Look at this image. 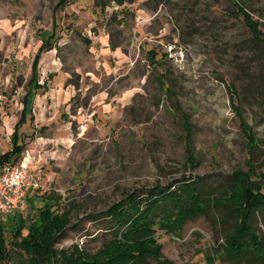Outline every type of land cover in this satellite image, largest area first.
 I'll return each mask as SVG.
<instances>
[{"label":"rangeland","instance_id":"obj_1","mask_svg":"<svg viewBox=\"0 0 264 264\" xmlns=\"http://www.w3.org/2000/svg\"><path fill=\"white\" fill-rule=\"evenodd\" d=\"M58 1L0 0V153L11 147L34 54L56 27V47L45 51L41 69L47 78L59 67L66 78L54 89L57 115L40 121L35 112L44 111L34 105L33 120L21 127L24 152L35 150L41 176L25 213L33 218L36 206L50 202L69 216L50 259L16 247L14 214L0 216L10 250L2 264H86L113 237L99 216L104 209L129 189L183 175L201 180L209 205L181 223L149 228L162 258L264 264L253 255L232 259L225 234L235 217L218 199L237 170L264 192V0H237L258 31L234 0H164L157 8L146 0H101L104 7L70 0L56 8ZM253 223L264 234V215ZM262 246L251 248L264 253ZM148 264L164 263L150 257Z\"/></svg>","mask_w":264,"mask_h":264},{"label":"trees","instance_id":"obj_2","mask_svg":"<svg viewBox=\"0 0 264 264\" xmlns=\"http://www.w3.org/2000/svg\"><path fill=\"white\" fill-rule=\"evenodd\" d=\"M69 1L59 0L56 8L66 5ZM163 1L146 0L145 4L151 8H157ZM98 2L102 7L105 6L101 0ZM233 3L245 15V18L252 22L255 31H258V20L250 16L244 10L245 7L237 0H234ZM54 36L55 31L44 40L35 56L31 80L32 82L36 81L34 83L35 88L41 86L37 83L36 76L41 52L49 44H52V37ZM119 45V42L111 38L112 47ZM234 89L239 94L238 89ZM30 91L25 96L26 105L15 126L13 146L1 154L0 162L17 160L13 157L18 158L25 149V144L19 139V129L27 116V101ZM192 176L183 175L180 181L165 186L156 183L144 191H139L138 188L125 191L121 198L111 203L99 215L107 219L113 233V237L105 242L104 249L100 250L101 254L104 255H96L92 260L89 259L86 264H148L150 257L164 264H175L171 260L162 258L161 246L157 243L154 232L151 236H148V233L149 228L153 229L156 223L164 225L172 220H178L181 223L194 213L207 211L209 199L205 194L206 191L203 189L201 180L198 177L191 178ZM255 182L252 174L237 170L229 188L225 191V195L218 197L228 206L229 213L235 217L233 227L225 234V244L231 245L233 254L237 255V257L232 258L233 260L250 257L249 255H253L256 259H263L264 257L262 251L254 253L253 248H251V245H255L256 242H264V234L253 223L254 219L264 215V192ZM31 196L28 197V200H31L30 204L34 202ZM35 208H37V215L33 218H29L28 214H21L19 211H17L18 215L14 214V217L10 215L15 220L12 230L16 238L12 243L34 257L41 255L50 259L54 252L53 243L65 233L69 216L65 212L57 213L54 204L50 202ZM28 210L30 212V206ZM0 229V264H2L3 256L4 258L8 257L10 250L6 248V237L3 235L5 226L0 224ZM144 231L147 238L143 239ZM259 248L264 250V246ZM80 264L84 263L81 262Z\"/></svg>","mask_w":264,"mask_h":264},{"label":"built area","instance_id":"obj_3","mask_svg":"<svg viewBox=\"0 0 264 264\" xmlns=\"http://www.w3.org/2000/svg\"><path fill=\"white\" fill-rule=\"evenodd\" d=\"M35 161L36 152L31 148L26 149L20 160L0 162V216L28 209L29 188L41 185Z\"/></svg>","mask_w":264,"mask_h":264},{"label":"crops","instance_id":"obj_4","mask_svg":"<svg viewBox=\"0 0 264 264\" xmlns=\"http://www.w3.org/2000/svg\"><path fill=\"white\" fill-rule=\"evenodd\" d=\"M53 31H55V33H56V28H54ZM53 31L51 30L49 32V34L53 33ZM55 36H56V34H55ZM45 39L46 38L44 37L42 43L44 42ZM39 47L37 48V51L35 52L34 57H33V60H32V64H31V76H30V78L28 80V83L26 84V90H25V93H24L23 98H22L23 105L21 106L22 108H21V111H20L21 112L20 113V116L17 119V121L10 127V130H9L10 139H11V147L8 148V149H6V150H4L3 152H1L0 153V156L5 151L11 149L12 146H13V134H14V131H15V126H16V123L19 121V119H20V117L22 115V112H23V110L25 108V105H26L25 96H26V94H27V92L29 90H31V91H30V95H29V98H28V101H27V116H26L25 121L21 124V127L23 126V124H26L27 123L28 119L33 120V117L34 116H33V114L31 112H32V108L34 107V105L37 106L39 104L40 109H42L44 111V112H35L36 115L37 114H40V119L39 120L42 121L44 118H47L50 114H52V112H54V110H55L54 107L56 106L57 101H60L61 100V94H58L54 89L57 90L59 88L58 86H60V84L66 78V76H64V72L61 71V68L56 67L55 70H54V71H56V73L55 72H50V74H48L47 78H44V76L46 74H43V71L41 69V61H42V58H43V56L45 54V51L46 50H49V49H53V48L56 47L54 45L53 41H52V44H49L47 47H45L43 49V51L41 52V57H40L39 63H38L37 75L36 76H37V83L41 84V86L35 88L34 87L35 86L34 83L36 81H33V82L31 81L32 80V77H33V62H34V59H35V56H36V54L38 52ZM53 75H54V78L52 79L53 80V83H52V85H49V81L51 80L50 78ZM48 78H49V81H48ZM64 88L66 89V87H64ZM67 92H69V94H71V90L70 89H68ZM62 94L65 95L64 92ZM45 96H49V97L53 98V102L52 103H46V104H44V100L41 97H45ZM39 98H41V99H39ZM38 100H39V102H38ZM44 108L46 110H44ZM29 113H30V116H31L30 118H29V115H28ZM54 113L57 115L58 112H54ZM4 120H5L4 123L7 124L8 121H6V119H4ZM21 127L19 129V132H20L19 139H20V141H21ZM21 155L18 158H16V157H13V158H15L17 160H20L21 159ZM31 197H33V196H31ZM29 206L31 208V205H29ZM19 212L21 214L22 213L23 214H28V213H25V212H22V211H19ZM16 215H18V213H16Z\"/></svg>","mask_w":264,"mask_h":264}]
</instances>
